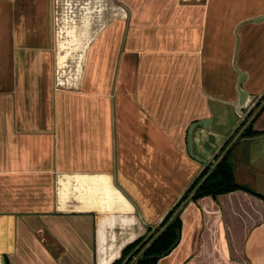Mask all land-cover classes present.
I'll return each mask as SVG.
<instances>
[{"label": "crops", "instance_id": "obj_1", "mask_svg": "<svg viewBox=\"0 0 264 264\" xmlns=\"http://www.w3.org/2000/svg\"><path fill=\"white\" fill-rule=\"evenodd\" d=\"M262 16L264 0H0V264H129L176 217L156 264H264V96L236 109V69L264 93ZM200 120L205 168L186 143ZM226 154L245 189L194 198Z\"/></svg>", "mask_w": 264, "mask_h": 264}, {"label": "trees", "instance_id": "obj_2", "mask_svg": "<svg viewBox=\"0 0 264 264\" xmlns=\"http://www.w3.org/2000/svg\"><path fill=\"white\" fill-rule=\"evenodd\" d=\"M245 135H254L251 129H247ZM237 189H245L244 186L235 182L233 171L230 163L228 162V154H226L216 165L209 176L202 182L196 191L194 198L204 195L217 196L219 194L228 193ZM171 217H167L165 223ZM180 229V222L176 217L166 227V229L154 240V242L144 251V253L135 261L134 264H156L158 258L165 254L167 249L175 242L177 232ZM139 241L132 244L125 250V254L129 253ZM121 260L116 261L114 264H120Z\"/></svg>", "mask_w": 264, "mask_h": 264}, {"label": "water", "instance_id": "obj_3", "mask_svg": "<svg viewBox=\"0 0 264 264\" xmlns=\"http://www.w3.org/2000/svg\"><path fill=\"white\" fill-rule=\"evenodd\" d=\"M264 19V16L262 17H259V18H256V19H253L252 22H260ZM237 70V73H238V81H237V85H236V89H237V92H238V102H237V105H236V109H237V112L239 115L241 116H244V111L245 110H248L247 112L249 113L253 108L254 106L260 101V99L264 96V93L261 95V97H258L256 100L254 99L253 96L249 95L248 92L241 86V83L242 81L244 80L245 78V73L241 72L240 70L236 69ZM255 100V101H254ZM245 114V116H247V114ZM207 123V121H204V120H200V121H196L194 123H192L188 130H187V136H186V143H187V152L189 154V156L191 158H193L194 160L198 161L199 163H201L204 168L209 166L210 163L213 162V159H210V160H205V159H202L198 156H196L193 151H192V131L196 128V127H204L205 124ZM220 159H218V161H216V163H214L210 169L208 170L207 174L205 175V177H203L201 179V181L198 183L197 185V188L201 185V183L209 176V174L211 173V171L213 170V168L217 165V163L219 162ZM183 203V202H182ZM181 203V205H182ZM178 213V211L176 212V214ZM166 228V225L164 227H162L150 240L149 242L147 243V246L146 248L165 230ZM178 237H179V232H177V238L175 240V242L167 249V251L165 252L168 253L174 246L175 244L177 243L178 241ZM164 255V254H163ZM132 255H130L129 257H131ZM140 256V253L137 254L133 259L132 261H130L129 264H133L137 258Z\"/></svg>", "mask_w": 264, "mask_h": 264}]
</instances>
